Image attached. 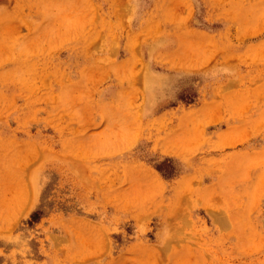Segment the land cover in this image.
Wrapping results in <instances>:
<instances>
[{"label":"rangeland","instance_id":"obj_1","mask_svg":"<svg viewBox=\"0 0 264 264\" xmlns=\"http://www.w3.org/2000/svg\"><path fill=\"white\" fill-rule=\"evenodd\" d=\"M0 264H264V0H0Z\"/></svg>","mask_w":264,"mask_h":264}]
</instances>
